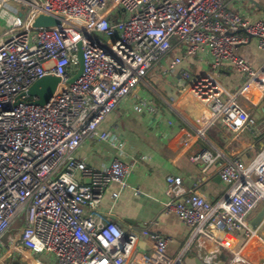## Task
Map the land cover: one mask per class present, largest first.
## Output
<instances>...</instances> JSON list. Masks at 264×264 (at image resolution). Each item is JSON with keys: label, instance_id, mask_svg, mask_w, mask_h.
<instances>
[{"label": "built area", "instance_id": "built-area-1", "mask_svg": "<svg viewBox=\"0 0 264 264\" xmlns=\"http://www.w3.org/2000/svg\"><path fill=\"white\" fill-rule=\"evenodd\" d=\"M13 1L20 7L8 6ZM229 1L0 0L1 250L34 254L30 264H46L39 258L45 253L57 264H186L193 244L202 239L231 252L226 264L243 260L241 248L233 251L230 239L237 232L247 239L256 235L251 215L264 201V147L248 160L226 159L218 174L229 188L216 200L198 186L187 190L181 176L167 177L164 212H176L190 227L176 256L168 253L169 236L151 232L153 223L126 231L101 210L112 183L120 185L114 199L126 188L132 165L115 157L100 169L76 154L94 138L122 151V138L100 125L167 57L174 38L186 45V56L208 48L216 69L233 67L247 85L264 89V20L252 22L229 11ZM41 14L59 25L34 27ZM252 39L263 54L259 67L237 53ZM80 48L84 70L70 82ZM182 62L176 57L168 70L180 69ZM47 75L60 77L48 104L22 95ZM180 78L191 81L192 98L207 105L210 120H220L235 133L254 128L237 95L225 98L212 76L194 78L181 68ZM135 109L158 111L155 101L146 98ZM258 129L264 131V119ZM221 156L205 148L192 159L209 166ZM16 223L21 226L11 232ZM151 235L153 249L142 250L140 243Z\"/></svg>", "mask_w": 264, "mask_h": 264}, {"label": "crops", "instance_id": "crops-1", "mask_svg": "<svg viewBox=\"0 0 264 264\" xmlns=\"http://www.w3.org/2000/svg\"><path fill=\"white\" fill-rule=\"evenodd\" d=\"M227 9L252 22L264 20V0H230ZM173 43L167 57L149 71L145 81L100 125V130L122 138V151L109 141L94 138L86 139L76 154L88 165L100 169L107 167L115 157L132 165L126 188L114 199L120 185L112 183L104 193L101 210L126 231L153 223L151 232L169 236L168 253L176 256L189 238L190 227L176 212H164V203L168 199L167 177L181 176L187 190L198 186L211 200L224 195L229 184L222 180L218 171L226 159L241 157L248 160L264 147V131L258 129L264 119V89L247 85L245 77L233 67L216 69L208 48L186 56V45L177 38ZM237 53L255 67L263 63V54L255 39L239 46ZM178 56L183 57L180 69H188L194 78L204 74L212 76L221 86L225 98L237 95V101L248 110L254 128L235 133L220 120H210L207 105L192 98L191 81L180 78V69L168 70ZM142 98L155 101L158 111L136 110L135 104ZM205 148L215 155L221 152L226 157H218L209 166L195 162L192 155ZM136 189L140 193L137 194ZM263 208L264 201L253 211L251 222ZM20 226L16 223L11 232ZM254 229L256 235L251 239H247L243 232L231 236V249L241 248L243 260L237 264H264V218ZM4 240L8 241L7 236ZM153 244L151 235L140 243V248L151 251ZM203 252L212 255L209 263L223 258L222 253L227 255L224 264L232 257L229 250L217 249L202 239L193 244L188 255L204 259ZM0 253L5 264H30L35 256H29L25 251L10 253L1 250Z\"/></svg>", "mask_w": 264, "mask_h": 264}, {"label": "water", "instance_id": "water-1", "mask_svg": "<svg viewBox=\"0 0 264 264\" xmlns=\"http://www.w3.org/2000/svg\"><path fill=\"white\" fill-rule=\"evenodd\" d=\"M55 25H59V21L44 14H41L38 17H36L33 23L34 27H50ZM77 58H78V68L76 73L70 78V82L77 80L81 76L84 70V57L81 48L77 52ZM59 82H60V77L58 76L55 75L44 76L38 79L36 82H34L30 86L28 91L24 92L22 95L36 97L34 102L37 104H42V105L48 104L52 99ZM263 218H264V208L253 218L251 222L252 226L256 228L263 220ZM221 255H223V258L219 260H215L211 264H224L227 259V255L225 253H222ZM184 260L186 264H210L197 255L194 256L187 255ZM0 264H3L1 260H0Z\"/></svg>", "mask_w": 264, "mask_h": 264}, {"label": "rangeland", "instance_id": "rangeland-1", "mask_svg": "<svg viewBox=\"0 0 264 264\" xmlns=\"http://www.w3.org/2000/svg\"><path fill=\"white\" fill-rule=\"evenodd\" d=\"M8 6H18V7H20V5H17L16 4V2H10L9 4H8ZM3 23V21L2 20H0V25ZM6 240V239H5ZM0 251H1V249H0ZM203 255H202V257L204 258V260H206L207 262H210L211 261V259H212V255L210 254V253H208V252H203L202 253ZM52 257V255L51 254H49V253H45V254H43V255H40V259L42 260V261H44L46 264H57V260L55 261L54 260V258H51Z\"/></svg>", "mask_w": 264, "mask_h": 264}]
</instances>
